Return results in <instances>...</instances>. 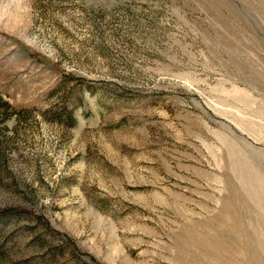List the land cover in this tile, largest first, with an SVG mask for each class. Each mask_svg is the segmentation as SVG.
Here are the masks:
<instances>
[{"label":"rangeland","instance_id":"1","mask_svg":"<svg viewBox=\"0 0 264 264\" xmlns=\"http://www.w3.org/2000/svg\"><path fill=\"white\" fill-rule=\"evenodd\" d=\"M0 264H264V0H0Z\"/></svg>","mask_w":264,"mask_h":264}]
</instances>
